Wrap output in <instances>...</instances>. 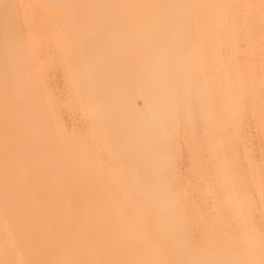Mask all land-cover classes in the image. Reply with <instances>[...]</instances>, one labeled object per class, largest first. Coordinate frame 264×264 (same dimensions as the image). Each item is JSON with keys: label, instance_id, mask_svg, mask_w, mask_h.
I'll return each instance as SVG.
<instances>
[{"label": "bare ground", "instance_id": "obj_1", "mask_svg": "<svg viewBox=\"0 0 264 264\" xmlns=\"http://www.w3.org/2000/svg\"><path fill=\"white\" fill-rule=\"evenodd\" d=\"M0 264H264V0H0Z\"/></svg>", "mask_w": 264, "mask_h": 264}]
</instances>
